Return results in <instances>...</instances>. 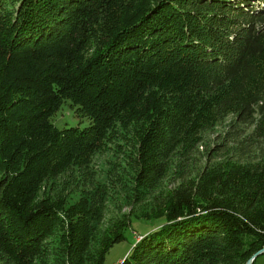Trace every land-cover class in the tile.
I'll return each mask as SVG.
<instances>
[{
    "label": "trees",
    "instance_id": "1",
    "mask_svg": "<svg viewBox=\"0 0 264 264\" xmlns=\"http://www.w3.org/2000/svg\"><path fill=\"white\" fill-rule=\"evenodd\" d=\"M64 104L88 125L56 126ZM229 114L254 128L228 143L264 139V0H0V264H105L131 229L110 202L166 175L180 182L118 264H246L264 248V158L190 166ZM112 144L129 183L97 178ZM60 177L75 202L39 196Z\"/></svg>",
    "mask_w": 264,
    "mask_h": 264
},
{
    "label": "rangeland",
    "instance_id": "2",
    "mask_svg": "<svg viewBox=\"0 0 264 264\" xmlns=\"http://www.w3.org/2000/svg\"><path fill=\"white\" fill-rule=\"evenodd\" d=\"M234 118L235 116L233 114H229L223 121L218 122L213 129L203 133L201 145L199 146L195 157L190 160L191 170H195V173L193 172L194 174L200 171L207 162L217 165L226 160L232 162L237 157L249 162H257L259 159L264 158V139L260 138L257 140L256 145H251V143L254 142L251 141L250 145L245 144V146H243L241 144V147H237V145L232 142L228 143L233 137L239 139L237 140V143L240 142L246 135H250L254 128L251 126L245 127L243 125L234 128L232 126ZM53 121L59 128L68 126L84 127L89 123L87 118L79 117L68 104H64L61 109L56 112L53 116ZM117 154V148L115 145L108 150L107 148H104L103 150L94 153L93 163L94 166L96 165L97 167L95 169L97 170V178L100 182L104 183L110 181L111 176H113V181H115L116 178L114 176L116 174L118 175V172L122 174V177H124V180L128 183L132 181L131 179L134 175H132L131 170L126 169L128 164L125 161V157L123 155H120L119 157ZM230 158L233 159L230 160ZM180 164V162H178V165L174 164V169L179 168ZM190 166L188 168H190ZM123 168L126 170V173L122 172ZM62 179L63 177H60L57 180L55 188L54 186H47L44 188L39 196L48 197L54 193L67 196L69 191L67 202H75L80 196V191L75 190L69 181L62 182ZM179 182L180 179H176V175H166L145 198H142V201L139 203H135V198L129 188L120 189L121 191L119 194L121 196H119L118 200L110 202L107 216L111 217L125 213L128 218H131V229H128L125 232L126 239L124 241L115 244L110 249L105 264H118L128 252L133 242L140 239V234L148 231L153 225H155L154 222H147L148 211H151L155 205L157 206L159 204L157 201ZM112 183L113 182L109 184ZM119 185L120 183H118V186ZM154 202L157 203L155 204ZM255 264H264V254L258 257Z\"/></svg>",
    "mask_w": 264,
    "mask_h": 264
},
{
    "label": "water",
    "instance_id": "3",
    "mask_svg": "<svg viewBox=\"0 0 264 264\" xmlns=\"http://www.w3.org/2000/svg\"><path fill=\"white\" fill-rule=\"evenodd\" d=\"M264 254V248L260 249L256 253L253 254V256L247 261L246 264H253L257 257Z\"/></svg>",
    "mask_w": 264,
    "mask_h": 264
}]
</instances>
